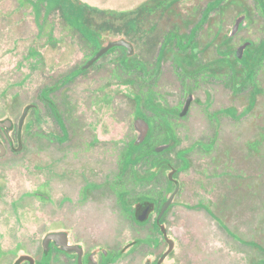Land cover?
Instances as JSON below:
<instances>
[{
  "label": "flooded vegetation",
  "instance_id": "flooded-vegetation-1",
  "mask_svg": "<svg viewBox=\"0 0 264 264\" xmlns=\"http://www.w3.org/2000/svg\"><path fill=\"white\" fill-rule=\"evenodd\" d=\"M17 2L10 28L36 29L29 45L15 39L28 46L18 61L28 76L36 62L45 63L33 46L68 54L65 64L45 63L48 79L59 75L39 91L44 113L32 101L17 117L12 111L20 103L0 118V161L15 157L25 175L21 186L9 177L10 192L0 183V212L9 218L0 222V264H239L240 246L264 254L261 238L243 237L215 205L224 179L215 175L218 162L237 149L223 137V118L250 125L264 96L257 82L264 37L259 44L242 39L251 26L245 1ZM155 47L153 63L143 53ZM87 76L91 87L75 101L72 88ZM226 79L229 101L213 89ZM81 95L88 104L81 105ZM118 96L132 103L121 136L113 135L107 112ZM221 101L230 104L212 110ZM38 124L45 128L36 155L28 148ZM257 133L245 140L244 152L255 154L264 138ZM247 264H264V256Z\"/></svg>",
  "mask_w": 264,
  "mask_h": 264
},
{
  "label": "rangeland",
  "instance_id": "rangeland-1",
  "mask_svg": "<svg viewBox=\"0 0 264 264\" xmlns=\"http://www.w3.org/2000/svg\"><path fill=\"white\" fill-rule=\"evenodd\" d=\"M243 1L251 8L250 12H248L251 19V26L247 31L241 34V37L242 39L250 38L255 41L256 44H259L264 37V15L260 8V0ZM113 4H115V1H113ZM15 7L18 8L19 12L21 7H19L17 0H0V118L12 111V108L11 110L9 109L12 105L20 103L18 110L16 111L13 109L12 111L13 115L17 117L20 109L25 104L32 101H36L44 113V105L37 98L39 91L45 85L52 84L56 80L54 78L59 75V73H55L48 79L45 73L43 74L44 71H47L45 63L47 62L49 65L55 66L54 62L56 60L62 63L65 61L68 54V51H64L62 48L49 47L47 49H42L41 47L33 46V49L35 48L45 54V63L43 61H41V63L36 62L37 67L32 68V75L28 76V70L25 69L26 66L24 65L21 68V66L18 65V61L27 52V45L31 43L33 37L36 35V29L30 28L29 30L15 32L10 28L9 24L11 18L14 17L12 13H15ZM128 7L131 6L129 5ZM241 11L246 10L241 8ZM232 13L233 12L228 13L225 20V27L227 29L232 27L234 21ZM212 15H214V13ZM16 27L20 28L21 26L18 24ZM15 39H26L27 45L23 43L18 45V42L15 44ZM155 45L156 39L154 41V46ZM143 57L154 63L156 59V47L150 55L144 52ZM73 65H75V63L72 61L67 67L65 66L62 72L69 71L71 69L70 67ZM50 69L51 71L55 70L52 68ZM100 69L106 70V74L103 75L104 77L109 75L110 72L106 64H103ZM22 71L24 72L21 73ZM257 71V82L264 86V64L259 67ZM91 82L90 76L82 78L79 80V83L72 88L75 93L69 91L68 93L75 94L74 99L77 101V95L88 91L91 87ZM18 83H22L21 86L17 85ZM213 84L216 97H222V99L229 101L232 96L231 82L226 79L223 82H214ZM60 96H63V93H60ZM245 97L247 98V96L244 95V98ZM79 101L81 105L88 104L89 97L87 95H81ZM226 101H221L219 105L216 104L212 110L227 107L230 103ZM131 104L132 103L125 99V97L118 96L112 100L107 108V112L110 115L109 120H112L114 127L117 128V132H114L113 135L121 136L122 132L127 129V123L129 122L132 110ZM78 110L83 113V111H81L82 108ZM96 110L101 112L103 108L96 107ZM196 111L197 110H194V112ZM253 115L254 118L250 119V125H248L249 120L236 123L227 116L223 118V127L225 129L223 137H230L225 139V141H234L237 145V149L235 153L222 156L218 162L219 168L216 170L215 175L220 177L222 173V178L224 179L222 182H219L221 194L216 198L215 205L217 206L216 210L221 213L223 216L222 218H225L230 227L237 229L243 237L248 239L254 237L261 238L264 244V221L262 220L264 217V138L260 139L261 141L255 149V154L249 153V151L244 152L245 145L248 146V144H245V140L253 135L254 137L259 136L257 133L258 130L261 131V133L264 132V96L256 107ZM213 127L214 126H211V130H213ZM44 128V125L38 124L36 127V136L29 137L28 149L33 151V154L39 155L41 152V147L43 145L41 134ZM211 134V131H209V136H211ZM236 140H239V142L236 143ZM187 145V143L183 142L181 147H186ZM113 156H115V154ZM15 159V157L10 156L0 161V183L3 185L4 193L12 191L13 188L10 190L11 183L21 186L22 182H24L22 180L25 175L24 177L21 176L23 172L19 168L23 166V164L17 163ZM22 159L24 161L25 157ZM9 174L10 176H8ZM9 177L13 178L15 181L10 183ZM21 189L23 188L21 187ZM26 193L28 194V192ZM8 196H13L12 198H14L17 197V194ZM3 205L6 207L11 206V204L8 203H4ZM28 209V206L24 208V212L27 213ZM4 213L0 212V222L9 221L8 215ZM5 225L7 226L8 224ZM21 231L22 229L20 226L16 227V232ZM220 243H224L223 240H220ZM245 249L246 248L240 246L239 264H247V261L250 259H259L264 256V254L258 250ZM234 264L238 263L235 262Z\"/></svg>",
  "mask_w": 264,
  "mask_h": 264
},
{
  "label": "trees",
  "instance_id": "trees-1",
  "mask_svg": "<svg viewBox=\"0 0 264 264\" xmlns=\"http://www.w3.org/2000/svg\"><path fill=\"white\" fill-rule=\"evenodd\" d=\"M262 3H263V5H264V1H263ZM263 49H264V44H263Z\"/></svg>",
  "mask_w": 264,
  "mask_h": 264
}]
</instances>
